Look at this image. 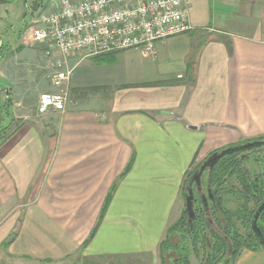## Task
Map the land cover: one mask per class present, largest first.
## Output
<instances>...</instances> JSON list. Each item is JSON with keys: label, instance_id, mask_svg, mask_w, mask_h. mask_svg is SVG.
Returning a JSON list of instances; mask_svg holds the SVG:
<instances>
[{"label": "crops", "instance_id": "crops-1", "mask_svg": "<svg viewBox=\"0 0 264 264\" xmlns=\"http://www.w3.org/2000/svg\"><path fill=\"white\" fill-rule=\"evenodd\" d=\"M184 1L191 31L154 54L71 57L65 112L0 141V264H159L189 171L264 138V0ZM41 73L28 104L39 80L50 90Z\"/></svg>", "mask_w": 264, "mask_h": 264}, {"label": "built area", "instance_id": "built-area-1", "mask_svg": "<svg viewBox=\"0 0 264 264\" xmlns=\"http://www.w3.org/2000/svg\"><path fill=\"white\" fill-rule=\"evenodd\" d=\"M184 0H53L23 35L40 48L50 90L39 93L35 114L64 113L74 67L69 59H96L126 50L155 53V45L192 30Z\"/></svg>", "mask_w": 264, "mask_h": 264}, {"label": "flooded vegetation", "instance_id": "flooded-vegetation-1", "mask_svg": "<svg viewBox=\"0 0 264 264\" xmlns=\"http://www.w3.org/2000/svg\"><path fill=\"white\" fill-rule=\"evenodd\" d=\"M35 1L44 0H0V141L13 132L19 119L25 121L28 119V99L33 92L34 72L26 60L25 54L29 49L23 45V35L32 17L42 6L40 4L35 10ZM251 141L254 140L245 142ZM207 158L193 170L192 174ZM263 163L264 147L234 152L219 159L211 168H206L199 186L193 184L197 214L203 216L207 225L217 232L218 237L229 239L226 234L228 226L222 218L218 202L220 197L212 193L224 192L227 189L236 192L241 187L237 177L242 173L252 180L258 176L264 190ZM256 166L259 167V171H255ZM232 173L234 179L230 178ZM220 175L221 179H214Z\"/></svg>", "mask_w": 264, "mask_h": 264}, {"label": "trees", "instance_id": "trees-1", "mask_svg": "<svg viewBox=\"0 0 264 264\" xmlns=\"http://www.w3.org/2000/svg\"><path fill=\"white\" fill-rule=\"evenodd\" d=\"M41 3L42 1H35V10ZM130 168L131 165L129 164L110 189L97 223L82 248H85L94 237L103 220L108 204L115 191L116 184L127 175ZM187 176L189 177V174ZM221 177L222 175L219 178L215 176L214 179L219 180ZM230 178L234 179L233 173ZM237 179L241 182V187L236 192L227 189L224 192L212 193V195L215 194V196L220 197L218 198V202L223 221L228 226L226 234H228L229 239L224 240L218 237L217 232L207 225V221L204 220L203 216L197 214V209L194 206L195 218L191 225L188 223L187 214L184 210L180 222L171 224L167 228L165 238L159 247L160 264H165L163 255L170 250L168 238L173 232H177L181 240V244L173 247L176 253L173 264H190L191 256L200 260V264H235L243 250L264 252V248L259 244L251 228L252 218L257 208L264 202V190L261 187V180L258 176L252 180L245 173H242ZM183 184L185 185V181ZM182 189L181 194L183 196L184 190ZM227 199L229 201H232V199L235 200L237 208L234 212L224 209L223 204ZM216 223H218L217 219ZM238 224L243 231L242 233H240ZM256 226L264 235V211L259 215Z\"/></svg>", "mask_w": 264, "mask_h": 264}, {"label": "rangeland", "instance_id": "rangeland-1", "mask_svg": "<svg viewBox=\"0 0 264 264\" xmlns=\"http://www.w3.org/2000/svg\"><path fill=\"white\" fill-rule=\"evenodd\" d=\"M53 0H44L42 1L41 3V8L38 10V12L36 14H39L41 12H48L50 7H49V4L52 2ZM41 49L36 47V48H30L25 56H26V59L28 60L35 76L36 75H42V78H43V72L41 69L43 67V57H42V53H41ZM41 81L40 83H36L37 85L35 86V91H34V95H33V99H31L29 101V108H28V119L27 121L29 122L30 120H32L33 118L36 117V114H35V108H36V104H37V99H38V95L39 93L41 92H44L46 91L45 89H43L44 87H42V83L44 82V80H39ZM47 81V80H46ZM48 82V81H47ZM261 152V151H260ZM264 164V163H263ZM198 165H195L190 171H189V176L192 174L193 170L197 167ZM263 167V166H262ZM261 167V168H262ZM255 171H259V167L256 166V170ZM188 179V176L187 178L185 177V184H186V180ZM185 188V185L183 184V189L184 190ZM231 200V199H230ZM224 209L225 210H230V211H235L236 208H237V204L235 202L234 199H232V201H229V199H227V201L225 200L224 204ZM185 210V203H184V198L182 196V194L180 195V200H179V204L177 206V214H176V217L173 221L172 224H177L180 222V219L182 217V214ZM238 228H240V233H242V229L240 227V225L238 224ZM168 241H169V244H170V250L166 253H164L163 255V258H164V263L165 264H173V261L174 259L176 258V253L175 251L173 250V247L174 246H178L179 244H181V240H180V237L179 235L177 234V232H173L170 237L168 238ZM159 259H160V256H159ZM80 264H86L84 262H81ZM159 264H160V261H159ZM190 264H200V260H197L194 256H191L190 257Z\"/></svg>", "mask_w": 264, "mask_h": 264}, {"label": "water", "instance_id": "water-1", "mask_svg": "<svg viewBox=\"0 0 264 264\" xmlns=\"http://www.w3.org/2000/svg\"><path fill=\"white\" fill-rule=\"evenodd\" d=\"M161 114L169 115L166 112H161ZM264 147V139H258L251 142H245L242 144H238L235 146H228L225 147L213 154H211L207 160L201 165V167L195 171L186 181L185 188L183 191V198L185 203V211L187 214L188 223L191 225L192 221L195 218L194 212V191H193V184L199 186L201 183V176L206 168H211L219 159L226 155H230L234 152L249 150L253 148ZM264 211V202L257 208L252 221H251V228L252 231L257 238L261 247L264 248V235L262 232L257 228L256 223L258 220L259 215ZM230 250V248H229ZM230 252V251H229Z\"/></svg>", "mask_w": 264, "mask_h": 264}]
</instances>
